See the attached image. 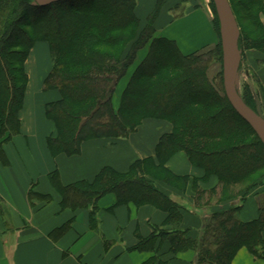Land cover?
I'll return each mask as SVG.
<instances>
[{
	"label": "trees",
	"instance_id": "obj_1",
	"mask_svg": "<svg viewBox=\"0 0 264 264\" xmlns=\"http://www.w3.org/2000/svg\"><path fill=\"white\" fill-rule=\"evenodd\" d=\"M228 2L236 18V4L234 0ZM236 3L251 27L245 38L240 33L242 60L241 40L263 54L264 0ZM162 4L163 0L156 1L142 26L136 15V0H62L47 7H32L30 0H0V160H6L5 146L21 135L20 117L28 84L26 60L37 43H46L52 67L42 90L58 94L44 111L54 129L46 138L52 158L79 156L88 141L126 140L144 120H161L171 126V133L161 136L156 146L158 165L154 169L139 161L124 174L103 168L90 184L79 182L60 189L62 203L73 199L78 209L94 207L101 196L114 193L118 203L158 202L156 206L176 216L174 203L161 196L145 175L169 182L164 165L177 152L185 153L193 167L217 177L221 199L240 197L239 202H243L252 190L262 186L264 147L225 97L222 71L214 78L208 75L213 63L222 67L213 3L212 24L218 43L187 56L173 41L155 36ZM146 47L144 59L133 70L115 108L116 85ZM242 100L255 109L248 87ZM32 197L39 196L30 192ZM262 206L259 218L249 223L238 220L239 205L210 214L200 236L191 243L185 231L165 235L174 252L188 246L196 254L194 264H231L241 247L264 261Z\"/></svg>",
	"mask_w": 264,
	"mask_h": 264
},
{
	"label": "crops",
	"instance_id": "obj_2",
	"mask_svg": "<svg viewBox=\"0 0 264 264\" xmlns=\"http://www.w3.org/2000/svg\"><path fill=\"white\" fill-rule=\"evenodd\" d=\"M140 1L144 8L149 6L146 18L157 0ZM199 12L203 13L210 32L206 24L194 31L187 28L181 41L169 32V27L176 23L187 25ZM212 21L207 0H163L155 29L187 56L216 45ZM201 34L210 37V43L194 47L189 53L184 51L185 46L202 40ZM32 52L37 62L39 57L46 62L45 43L36 44ZM42 65L38 63L35 76L28 81L25 109L20 117L21 135L5 146L6 160H0V264H194L196 254L188 246L172 251L166 233L185 231L188 242H194L210 214L238 205L240 222L259 218L264 204V183L243 202H239L240 197L221 199L217 177L193 167L183 152L174 154L164 165L169 182L145 175L161 196L174 203L176 216L170 215L167 208L156 206L158 202L118 203L114 193L101 196L94 207L78 209L73 199L62 203L60 189L79 182L90 184L103 168L124 174L139 161L154 169L158 165L156 146L161 136L171 133V126L161 120H144L126 140L88 141L82 145L79 156L52 158L46 138L54 129L45 119L44 111L48 103L58 99V94L43 92L42 84L49 71ZM255 75L264 100V65L256 68ZM127 83L126 79L117 102ZM30 192L39 197L30 199ZM231 264H264V261L241 247Z\"/></svg>",
	"mask_w": 264,
	"mask_h": 264
},
{
	"label": "rangeland",
	"instance_id": "obj_3",
	"mask_svg": "<svg viewBox=\"0 0 264 264\" xmlns=\"http://www.w3.org/2000/svg\"><path fill=\"white\" fill-rule=\"evenodd\" d=\"M137 1V7H136V15L139 18V20L142 23L145 21V15L147 14L145 11L146 9H149V6L147 8H144L141 4V1L136 0ZM60 2V1H59ZM208 2V8L211 11L213 18H214V14L212 12L211 9V2L212 0H207ZM236 6L234 7L235 12H236V22L238 24V28L239 31L241 33L242 31V36L245 38V35L250 32V25H249V21L247 19L246 13L237 5V0H234ZM213 3V2H212ZM149 13V12H148ZM204 16L202 12H199V14L195 17V19L191 20L190 23H188L187 25H183V24H178L176 23L175 25H172L171 27L168 28V30L170 29V33L173 35H176V39H182V37L185 35L187 28H193V31L196 30L197 28H199L202 25H205L208 29V23L204 22ZM262 21L264 22V18L262 19ZM60 25L63 29V31L66 30V25L64 26V19L61 18L60 21ZM241 28V30H240ZM209 30V29H208ZM210 32V30H209ZM201 39L198 42L195 41L197 44H190V46H185L184 51L188 52L192 51L194 49V47H199L202 46L204 44L210 43V37H208L206 35V38L203 37V34H201ZM156 37H163L162 33H156L155 34ZM164 38V37H163ZM240 38V37H239ZM218 43V39L216 42V45ZM39 44V43H37ZM46 44V43H45ZM47 45V44H46ZM48 47V45H47ZM214 47V46H213ZM212 47H208V49H211ZM147 47L140 51L138 53L137 59L135 61V63L133 64V66L130 68V70L128 71L127 75L122 78L118 84L116 85V92H115V96H114V100H113V105L115 108H117L118 106V102L116 101V99H118V93L119 91L122 90V88L125 85L126 79L129 80L133 70L135 69V67L144 59L146 53H147ZM241 49L243 51V60H242V56H241V63H240V67H239V73H238V80H237V88H238V92L242 98L243 92H244V88L248 87L250 94L254 100V105L256 107L257 104L260 105L261 109H264V100L263 98V93L262 90L259 88L256 78H255V71L256 68H258L261 65H264V53H258V51L254 50V49H250L247 47V45L245 44V41L242 42L241 40ZM33 48L31 49L30 55L28 57V59L26 60L25 63V72L27 74L28 77V81L29 78H33L35 76V71L38 68V63L39 65L43 64V66H46V68L48 69V71H51V67H52V63H51V56L49 53V49H48V58L46 59V62L42 61L41 57L38 58V62L36 60V57H34V52ZM241 51V50H240ZM34 61L36 62V67L34 65ZM36 68V69H35ZM222 71V67H221V63L216 62L213 63L208 70V75L210 78H214L216 77L220 72ZM47 72V71H46ZM48 72V73H49ZM126 78V79H125ZM28 85V84H27ZM117 102V103H116Z\"/></svg>",
	"mask_w": 264,
	"mask_h": 264
},
{
	"label": "water",
	"instance_id": "obj_4",
	"mask_svg": "<svg viewBox=\"0 0 264 264\" xmlns=\"http://www.w3.org/2000/svg\"><path fill=\"white\" fill-rule=\"evenodd\" d=\"M32 7H47L62 0H30ZM219 23V38L222 53V80L225 97L233 110L255 133L264 147V109L257 104L249 108L242 100L237 80L241 63L238 47L240 31L228 0H212Z\"/></svg>",
	"mask_w": 264,
	"mask_h": 264
}]
</instances>
